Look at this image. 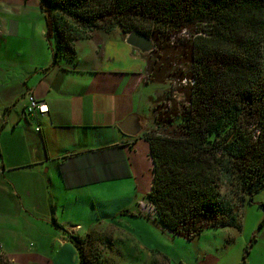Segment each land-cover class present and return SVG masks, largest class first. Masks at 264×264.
Here are the masks:
<instances>
[{
    "label": "crops",
    "instance_id": "obj_1",
    "mask_svg": "<svg viewBox=\"0 0 264 264\" xmlns=\"http://www.w3.org/2000/svg\"><path fill=\"white\" fill-rule=\"evenodd\" d=\"M38 2L0 4V259L80 264L72 236L96 232L118 264H151L160 234L177 237L139 207L154 180L146 134L159 86L119 29L77 38L53 63ZM29 94L48 111L28 114Z\"/></svg>",
    "mask_w": 264,
    "mask_h": 264
},
{
    "label": "trees",
    "instance_id": "obj_2",
    "mask_svg": "<svg viewBox=\"0 0 264 264\" xmlns=\"http://www.w3.org/2000/svg\"><path fill=\"white\" fill-rule=\"evenodd\" d=\"M40 7L53 63L60 50L73 55L75 40L89 37L60 30L57 7L86 29L112 21L106 30H139L156 45L204 25L187 42L185 99H169L171 109L158 118L163 135H146L154 161L147 199L155 219L177 236L241 229L245 206L264 189V0H40ZM88 235L72 236L80 264H95L84 247Z\"/></svg>",
    "mask_w": 264,
    "mask_h": 264
},
{
    "label": "rangeland",
    "instance_id": "obj_3",
    "mask_svg": "<svg viewBox=\"0 0 264 264\" xmlns=\"http://www.w3.org/2000/svg\"><path fill=\"white\" fill-rule=\"evenodd\" d=\"M3 1L7 3H2L0 0V4H8L7 10H11L10 7L17 8L13 5L14 0ZM38 1L40 7V0ZM76 10L80 14L86 13L85 8ZM54 15L59 20V29L67 34L70 28L74 30L73 34H85L89 37L97 36L98 30L107 32L121 30L120 26L110 31L106 30L110 27L109 25L113 24L112 21L103 22L101 27L86 29L79 21L58 7L54 9ZM196 24L192 30H182L177 35H172L168 42L156 45L154 41L155 47L149 52H144L145 58H150L151 62L148 64L147 61L146 78L152 79L150 74L155 75L157 80L153 79V81L157 83L154 86H159V95L154 101L153 122L146 135H163L164 131L158 123V118L162 112L171 109L172 103L169 99L173 98L177 101L185 99L189 83L186 76H189L191 68L187 42L189 38H194L199 34V30L196 29L204 26ZM148 65L152 67V70L154 68L153 72ZM263 203L264 189L255 195L252 204L245 206L241 229L236 227L206 228L193 239L182 236L172 239L169 234H160L161 242L160 245L155 246V256L151 264H198L203 259L201 256L207 257L205 264H243L244 261L245 264H264V226L260 225L264 216ZM108 239L99 233L94 236L89 234L86 237L84 247L90 256L89 260L95 264H118L111 255L110 249H114V246L108 244ZM115 248L119 249L116 244ZM128 260L131 264H147L145 260L139 258L136 260L134 256H130Z\"/></svg>",
    "mask_w": 264,
    "mask_h": 264
},
{
    "label": "water",
    "instance_id": "obj_4",
    "mask_svg": "<svg viewBox=\"0 0 264 264\" xmlns=\"http://www.w3.org/2000/svg\"><path fill=\"white\" fill-rule=\"evenodd\" d=\"M127 43L138 48L142 52L151 51L155 45L154 40L142 31L134 30L130 32L126 39ZM127 133H135V126L133 119L129 118L123 127Z\"/></svg>",
    "mask_w": 264,
    "mask_h": 264
},
{
    "label": "built area",
    "instance_id": "obj_5",
    "mask_svg": "<svg viewBox=\"0 0 264 264\" xmlns=\"http://www.w3.org/2000/svg\"><path fill=\"white\" fill-rule=\"evenodd\" d=\"M28 114L44 113L48 111V106L44 101H40L34 94L28 95V104L26 107ZM41 131L40 126L36 128ZM140 211L147 216H156L155 205L151 201H141L139 204Z\"/></svg>",
    "mask_w": 264,
    "mask_h": 264
}]
</instances>
